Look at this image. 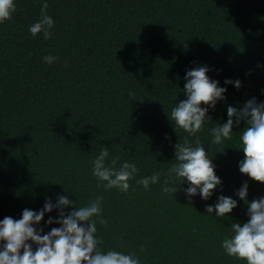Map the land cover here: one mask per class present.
Instances as JSON below:
<instances>
[{
    "label": "trees",
    "instance_id": "1",
    "mask_svg": "<svg viewBox=\"0 0 264 264\" xmlns=\"http://www.w3.org/2000/svg\"><path fill=\"white\" fill-rule=\"evenodd\" d=\"M14 2L0 23V220L21 219L24 209L38 212L61 195L75 201L66 214L102 196V252L134 253L140 264H246L221 245L233 223L248 221L264 183L239 170L246 121L220 144L211 129L227 122L228 106L264 103V0H46L54 21L47 40L29 31L45 0ZM47 56L57 59L49 64ZM200 66L226 92L214 108L201 105L211 119L191 135L169 116L187 99V71ZM197 140L222 181L208 200L199 191L189 197V182L174 174L168 186L176 192L162 191L165 175L148 189L137 183L167 173L175 145ZM105 148L107 163L119 157L117 168L128 161L139 169L126 193L106 191L92 174ZM245 182L248 203L237 195ZM221 195L237 207L224 217L207 213ZM59 211L34 225L41 235L61 226L46 223Z\"/></svg>",
    "mask_w": 264,
    "mask_h": 264
},
{
    "label": "clouds",
    "instance_id": "2",
    "mask_svg": "<svg viewBox=\"0 0 264 264\" xmlns=\"http://www.w3.org/2000/svg\"><path fill=\"white\" fill-rule=\"evenodd\" d=\"M17 5L14 0H0V23L10 20L16 11ZM48 4L41 6V18L29 27L32 36L42 33L45 40L51 37V29L54 21L47 15ZM49 64L57 57L47 56L44 58ZM207 66L187 71L184 91L187 99L182 100L172 109L170 119L175 127L182 128L185 132L194 135L202 130L205 120L210 121L207 115L208 108L201 105L215 107L218 100L224 99L226 89L218 86V81L211 80L207 72ZM226 84L233 83L226 80ZM237 88L240 81L234 82ZM130 95L134 93L130 92ZM228 120L226 123L211 129L213 143L220 144L224 139H230L233 126L239 125L241 120L246 121L247 127L242 133V150L244 159L240 161L239 170L251 179L264 183V103H257L255 97L248 100L241 109L232 106L227 108ZM175 158L177 163L173 164L167 173H154L137 181L148 189L150 184L159 183L161 175H165L162 191L169 193L177 191L168 186L169 179L180 178L189 182L185 189L186 194L191 197L199 191L204 200H208L217 185L222 183L220 177L215 174L208 152L197 140L195 147L187 143L175 145ZM109 151L101 149L99 155L92 161V174L100 181L107 191L113 188L121 192H128L130 181L135 179L139 169L135 163L123 161L117 168L119 157H114L110 164L106 162ZM248 184L245 182L238 190L237 195L247 202ZM103 197L98 196L89 201L86 206L75 207L67 214L64 209L75 204L66 196H59L53 204L47 201L43 209L33 211L24 209L21 219L5 217L0 220V241H3L0 250V264H140L139 257L133 254H125L120 251L109 250L102 252L99 245L103 243L96 236L97 222L107 226L108 221L102 216ZM237 207V201L231 197L219 196L218 202L206 206L207 213H213L224 217ZM59 209V219L53 221L50 217L47 224L53 222L60 227H53L51 231L41 235L43 229L37 230L34 225L39 224L45 212ZM248 221L236 222L231 225L233 235L225 237L222 248L229 257L246 261V264H264V197L253 199L248 204ZM33 242L37 245L33 250ZM21 250L22 254H21ZM143 251V246L141 247Z\"/></svg>",
    "mask_w": 264,
    "mask_h": 264
}]
</instances>
